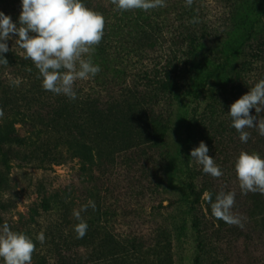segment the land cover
Masks as SVG:
<instances>
[{
	"label": "rangeland",
	"instance_id": "rangeland-1",
	"mask_svg": "<svg viewBox=\"0 0 264 264\" xmlns=\"http://www.w3.org/2000/svg\"><path fill=\"white\" fill-rule=\"evenodd\" d=\"M200 4L209 25L218 19L224 32L211 34L195 58L200 76L188 85L194 94L167 95L140 110L121 107L98 121L92 99L102 83H97L99 73L75 82L77 99L56 95L42 88L38 74L20 69L35 64L15 45V38L8 42V63L0 64V124L17 118V130L32 140L25 147H7L12 150L10 171L0 162V225L7 223L13 231L32 237L36 242L32 264H197L199 255L205 257L203 264H264V208H239L243 192L231 168L234 159L228 152L220 155L224 176L215 181L221 192H235L232 213L241 219L242 228L211 215L204 193L211 195L212 202L217 194L202 166L191 158L201 141L208 145L209 155L217 157L210 129L227 126V103L234 102L216 91L226 87L231 67L240 60L247 62L246 67L260 65L264 58V54L251 57L264 41V0H201ZM0 11L18 23L20 0H0ZM130 11L117 17L110 13L103 40L92 55L95 63L97 48L109 50L115 60L114 77L139 59L126 39L109 33L110 26L123 28L119 19ZM245 54L250 55L247 60L242 58ZM17 80L19 84L14 83ZM235 93L242 96L241 91ZM193 119L200 121L194 146L188 141ZM137 146L142 151L131 155ZM191 186L202 236L194 224ZM90 199L96 207L81 212L88 229L80 239L74 231L80 221L73 210ZM40 232L45 234L43 244L36 240ZM199 237L202 252L197 248Z\"/></svg>",
	"mask_w": 264,
	"mask_h": 264
},
{
	"label": "trees",
	"instance_id": "trees-1",
	"mask_svg": "<svg viewBox=\"0 0 264 264\" xmlns=\"http://www.w3.org/2000/svg\"><path fill=\"white\" fill-rule=\"evenodd\" d=\"M200 2L201 0H191L189 4L188 0H165V6L163 7L150 9L147 12L140 9H133L127 16L122 14L125 17L119 19L123 24V28L121 29H112L111 26L109 27V33L117 34V36L121 35L123 40L126 39L128 41V45L132 46L131 49H134V54L139 56V59L136 62L137 64L129 65L123 71L119 69L117 71V77H114L111 75L115 71V60L113 59L112 53L103 46L97 48L99 55H97V62L95 63L101 68L97 76V83L102 82L100 85L97 84V93H94L92 99L94 102L96 101L94 105L97 107V121L105 113L110 114L111 111L121 107L128 106L129 108L140 110L145 105L155 106L157 101L167 95L176 93H184L186 95L194 94L192 93L193 90L191 87L188 88V85L190 82H195L196 78L200 76V73L196 70L197 62L195 58L200 55L198 54L199 50L206 46L205 42L208 38L213 34L218 35L224 32L222 23L218 19L212 21L211 25H209L207 13L206 16H202L201 10L204 9ZM84 3L90 9L103 13L105 25L110 21V13H112V17H117L119 13V11L114 10L112 0H84ZM208 20H210L209 17ZM124 21L127 24L126 27ZM205 26V30L199 32V29ZM260 47H262V51ZM257 48V50L253 49V53L256 52L251 56L255 59L260 58L264 54V41L261 44H257ZM210 50H207V52ZM248 56L250 57L249 54H245L242 58L247 60ZM258 62L260 61L257 60ZM260 63V65L255 66V64H252V67H246L245 64L247 62L242 63V60H240L238 66L231 67L230 74H228L229 80L225 83L226 87L219 88L216 93L229 96L228 100L233 102L238 100V93H235V91H241L243 96L259 80L264 79L263 57ZM220 67L224 69L225 65ZM246 68H249L251 72H248ZM20 69L25 74L39 75L35 65L30 68L29 66H21ZM109 75L110 78H107ZM100 76L101 78H99ZM102 84L105 87L102 88ZM231 105L227 103L228 110H230ZM251 115H257L255 109L251 110ZM258 115L264 119V110ZM17 123V118H8L0 124V162L6 166L8 171L13 166L10 164L9 159V152L12 150H8L7 147L13 148L14 145L25 147L32 140L31 137L28 138L20 134L16 128ZM199 124L200 121H197V119H193L189 124L188 141L192 146L197 145L195 130ZM210 124L213 125V122H210ZM210 131V136H213L215 140L214 149L217 152V157L215 158L217 164L220 162V155L222 156L228 152L227 155L234 159L231 168L234 167L235 160L241 151L233 145H239L242 151L249 153L258 152L261 156H264V136L260 135L256 128L246 129L250 133V139L247 143L240 141L239 133L231 127V118L229 116L225 128L220 129V126L215 128L213 125ZM205 133L207 135L209 134L206 131ZM140 147L137 146L133 152L131 151V155L141 152L142 149ZM81 148H84L83 145ZM85 157L88 159L91 158L88 152L85 153ZM221 163L224 164L225 162L221 161ZM221 169L223 171L225 168L221 167ZM205 175L207 180L212 183L214 192L216 194L221 193L219 181H215L217 178L208 174ZM98 179L97 176V185L100 184ZM191 193L195 197L193 201L195 228L198 230V235L202 236L199 223L200 216L197 210L198 201L196 191L192 186ZM238 204L239 208H245L247 211L255 209L261 210L264 208V194L259 191L248 192L247 194L243 193L240 196ZM201 244L202 242L199 237L197 248L200 252L203 250ZM204 258V255H199L196 263L203 264Z\"/></svg>",
	"mask_w": 264,
	"mask_h": 264
},
{
	"label": "clouds",
	"instance_id": "clouds-1",
	"mask_svg": "<svg viewBox=\"0 0 264 264\" xmlns=\"http://www.w3.org/2000/svg\"><path fill=\"white\" fill-rule=\"evenodd\" d=\"M112 3L114 10L119 12L133 9L147 12L165 6V0H112ZM20 4L18 23L0 11V64L8 63L5 57L10 51L8 42L15 38V45L23 49L25 57L35 64L45 91L64 95L71 100L77 99L75 82L92 79L101 71L92 55L104 37L103 13L87 7L84 0H20ZM14 83L19 84V80ZM252 109H255L256 116L251 115ZM262 110L264 79L236 100L227 113L231 118V127L239 133L242 143L250 139L246 129L256 128L264 136V119L258 115ZM209 151L208 145L201 141L191 151V158L202 166L205 174L219 178L223 171L216 159L209 155ZM234 170L243 193L259 191L264 194V156L258 152L241 151L235 160ZM204 197L211 203L213 217L243 227L241 219L232 213L235 192H221L217 194L215 202H212L207 192ZM88 207L95 209V202L90 199L80 209L73 210V216L80 221L74 228L80 239L88 229L81 212L87 211ZM36 240L43 244L45 234L40 232ZM35 250L36 242L32 237L13 231L7 223L0 225V264H32Z\"/></svg>",
	"mask_w": 264,
	"mask_h": 264
}]
</instances>
